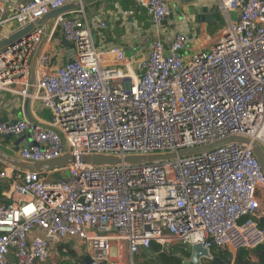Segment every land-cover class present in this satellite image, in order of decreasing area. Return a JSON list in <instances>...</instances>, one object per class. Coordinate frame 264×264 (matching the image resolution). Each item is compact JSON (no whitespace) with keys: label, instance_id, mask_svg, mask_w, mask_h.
Wrapping results in <instances>:
<instances>
[{"label":"built area","instance_id":"built-area-1","mask_svg":"<svg viewBox=\"0 0 264 264\" xmlns=\"http://www.w3.org/2000/svg\"><path fill=\"white\" fill-rule=\"evenodd\" d=\"M83 1L0 4V42ZM133 1L161 31L172 13L168 0ZM218 4L227 24L209 47L187 56L189 36L180 31L170 44L159 36L136 64L121 51L99 49L83 7L61 14L38 57L33 94L31 62L45 26L0 53V95L19 96L23 107L30 99L33 114L37 105L45 112L34 118L40 124L25 114L0 119V139L28 135L16 152L27 161L57 158L67 147L76 156L74 164L44 173L0 165V186H9L0 202V264H44L70 240L84 245V257L105 264H120L126 247L133 261L153 242L163 246L160 253L176 244L209 252L264 244V171L251 145L148 165L96 167L79 159L177 152L232 136L264 150V0ZM230 12L238 13L236 21ZM58 31L60 42L73 45L63 59L56 56Z\"/></svg>","mask_w":264,"mask_h":264},{"label":"crops","instance_id":"crops-1","mask_svg":"<svg viewBox=\"0 0 264 264\" xmlns=\"http://www.w3.org/2000/svg\"><path fill=\"white\" fill-rule=\"evenodd\" d=\"M17 1L18 0H8L6 2V0H0V4H14ZM168 2L172 12L178 7L181 13H174L172 18L169 17L164 22L162 30L159 32H157L147 12L133 0H97L87 5L84 10L87 21L93 31L95 43L99 49L102 51H110V56H114L113 54L116 51H121L123 54L127 55L134 64L148 55L154 41L159 36L164 39L166 44H170L177 32H187L190 50L186 53L188 54L187 56H190L193 52L201 48L209 47L208 43L210 40L226 28L227 21L225 23L216 22L218 21V13L220 11L222 12L219 8L218 0H195L191 5L186 4L182 0H168ZM191 7L199 9L201 19L197 20V16L191 12ZM204 7H208V12L206 14L202 12ZM233 14H236L235 17L238 19V13L230 12L229 15L231 18H233ZM103 22H105V26ZM16 28L17 25L14 24L12 30L14 31ZM56 46L58 47L59 45L56 43ZM57 50L59 51L58 58H66L69 53V48L64 44L60 46V48L58 47ZM23 108L19 96H14L9 93L0 95V119H20L24 116ZM33 112L34 114L31 112L33 118H40L45 114L40 105L35 106ZM18 139L19 138H14L8 144L4 143L5 139H0V144L9 151L16 152L15 147L18 145L16 144ZM28 143L29 138L27 139L26 137L21 140L19 146H24ZM3 163L4 162L0 161V165H3ZM8 188L9 186L7 184L0 186V202L6 201L3 193L7 191ZM259 198L262 203V217L259 222H263L264 191L260 192ZM154 243L158 244L159 247L157 251H154L153 246L150 248L153 255L142 249L139 254L134 256L133 260L142 261L144 260L143 258L146 257L156 260L157 264H159L161 260L160 254L171 253L178 256L182 260V264H187L186 260L190 257L192 247L184 251L180 244L173 246L169 245L170 247L167 252L160 253L163 246L157 242H153V244ZM114 252L118 254L116 248ZM210 254L211 264H238L240 262L241 264H264V244L261 248L259 247L252 251H233L229 248H222L214 249ZM84 256V245H82L79 240H70L57 246L53 250L51 257L44 264H85ZM113 256L116 257L115 254ZM125 256L128 260L131 259L127 247L124 250L121 264L124 263Z\"/></svg>","mask_w":264,"mask_h":264},{"label":"water","instance_id":"water-1","mask_svg":"<svg viewBox=\"0 0 264 264\" xmlns=\"http://www.w3.org/2000/svg\"><path fill=\"white\" fill-rule=\"evenodd\" d=\"M97 0H84L82 3H71L67 4L62 8L53 10L48 15L43 18L37 20L35 23L29 24L25 27L19 28L18 30L9 34L6 38H4L0 42V53L7 50L8 47L13 46L17 42L22 41V39L29 37L32 32L36 29L37 26H45V33L42 42L40 43L33 60L31 62V87L29 89V93L33 94L35 91L36 84V63L38 57L42 51V48L46 42L47 35L50 33L52 27L54 26L55 20L61 14L70 12L72 10H77L79 8H85L87 5L94 3ZM186 4L191 5L195 0H182ZM191 12H193L197 16V20L201 19V15L199 14V9L191 7ZM203 14L208 12V7L203 8ZM174 13H181L178 7L171 13L169 16L172 18ZM182 16V15H180ZM63 44L68 48L73 47V45L68 41H63ZM24 114L31 122L40 124L36 119H34L30 112V99L25 100L24 104ZM26 137L28 135H25ZM25 136L19 137L16 141L18 144L15 147V151H19L21 146H19L21 140L26 138ZM5 140H13V137L5 136ZM247 144L251 145L254 154L259 160L262 169L264 171V150L261 145L257 142H252L249 138L232 136L223 140H219L213 142L208 145H204L198 148H190V149H182L177 152H167V153H154V154H128V155H116V154H107V153H84L79 157L80 161L84 162L90 166L96 167H112V166H121V165H148L152 163L165 162L175 160L177 158L190 157L193 155H199L202 153L210 152L219 147L228 145V144ZM16 152L9 151L4 146L0 144V161L13 166L16 169H21L25 171H34V172H48L57 169H62L68 167L76 162V156L72 153V151L67 147L63 154L57 158L51 160L44 161H27L21 159ZM264 221V219H263ZM147 253L153 255L151 249H144ZM211 254L205 249L201 244L193 245L190 252V257L187 258V264H204L211 263ZM216 261V260H214ZM85 264H105V263H97L93 261L89 256L84 257Z\"/></svg>","mask_w":264,"mask_h":264},{"label":"trees","instance_id":"trees-1","mask_svg":"<svg viewBox=\"0 0 264 264\" xmlns=\"http://www.w3.org/2000/svg\"><path fill=\"white\" fill-rule=\"evenodd\" d=\"M60 36H61L60 32L58 31L55 35V38H54V44L55 45L57 43V40H59V44H58L59 47L63 45V42H60V40H61ZM56 56H58V55H56ZM9 142H11V140H4L5 144L6 143L8 144ZM259 224L261 227H264V221L259 222ZM152 246H153L154 251L158 250V247H159L158 244L154 243ZM160 257H161V260H160L159 264H182V260L178 256L171 254V253L170 254H167V253L160 254ZM238 264H241V262Z\"/></svg>","mask_w":264,"mask_h":264},{"label":"rangeland","instance_id":"rangeland-1","mask_svg":"<svg viewBox=\"0 0 264 264\" xmlns=\"http://www.w3.org/2000/svg\"><path fill=\"white\" fill-rule=\"evenodd\" d=\"M87 13H88V10H87ZM89 14V13H88ZM234 15V16H233ZM232 16H233V21H236L237 20V18L235 17V15L236 14H233ZM226 17V16H225ZM224 17V14H223V12H219L218 13V21H216V22H219V23H222V22H226V18ZM215 19V20H216ZM217 28H218V26H217ZM216 28V29H217ZM216 32V31H215ZM57 44H59V40H57ZM59 47V46H58ZM57 47V48H58ZM60 48V47H59ZM59 52V51H58ZM57 52V54L56 55H58L59 53ZM43 112H44V110H42ZM45 113V112H44ZM260 248H261V246H260ZM258 249V248H257ZM250 251H252V250H250ZM60 259H61V255H60ZM144 260H142V261H137V260H131V259H127V257L125 256V261H124V263L123 264H157V261L156 260H153V259H150V258H146V257H144L143 258ZM121 264V263H120ZM205 264H208V263H205Z\"/></svg>","mask_w":264,"mask_h":264},{"label":"flooded vegetation","instance_id":"flooded-vegetation-1","mask_svg":"<svg viewBox=\"0 0 264 264\" xmlns=\"http://www.w3.org/2000/svg\"><path fill=\"white\" fill-rule=\"evenodd\" d=\"M205 264V263H204ZM209 264H211V263H209Z\"/></svg>","mask_w":264,"mask_h":264}]
</instances>
